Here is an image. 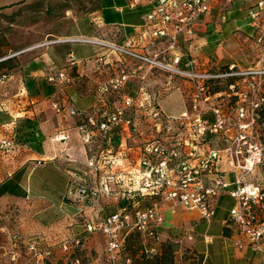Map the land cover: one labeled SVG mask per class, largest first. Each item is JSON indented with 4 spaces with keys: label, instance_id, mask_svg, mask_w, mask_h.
<instances>
[{
    "label": "built area",
    "instance_id": "1",
    "mask_svg": "<svg viewBox=\"0 0 264 264\" xmlns=\"http://www.w3.org/2000/svg\"><path fill=\"white\" fill-rule=\"evenodd\" d=\"M133 4L140 0H130ZM153 2V9L146 15L150 27L152 46L155 51L149 56L138 53L129 45L118 46L99 40H86L107 45L113 51H119L137 60L141 64L161 67L169 74V80L188 82V90H184L185 106L177 116L164 114L156 104L150 107V116L161 126V121L174 119L182 128L179 139L164 141L159 138L146 140L140 147L138 158L132 162L128 153L119 149L112 152L110 148H102L97 154L89 156L86 165L92 176H97L98 185L87 188L83 185L72 186V178L67 186L66 197L75 202L91 206L96 212L95 220L75 218L70 224L78 225L81 231H71L68 237L52 244H40L34 240L25 243L24 254L17 249L18 236L12 235L11 247L5 249L12 264H46L55 251L70 252L86 249L87 238L101 235L104 245L101 253L88 264H131L129 257L122 259L121 246L126 235L136 232L149 239L151 245L142 243L143 251L157 253L156 243L160 241L159 229L163 224V214L156 203L144 208L133 207V197L148 198L160 202L172 201L186 209H196L200 216L210 219L214 215L213 199L225 191L229 183L222 179L219 164L225 158L234 173L233 187L228 194L235 200L229 211L228 221L237 224L247 243L255 250L264 251V224L259 222V214L264 211V188L249 181L247 176L264 162L262 144L256 138L255 111L260 101L251 102L252 112L238 106L232 116L224 112L220 104L212 99L221 92L210 90L209 83L228 74L209 72L198 59V46L188 43L195 37L197 22L203 15H209L213 8L218 9V18L225 20L227 11L224 6L235 0H148ZM252 4L246 8L249 25L264 33V0H241L243 4ZM221 9V10H220ZM179 39L188 46L180 45ZM165 43L163 47L158 46ZM69 61H74L69 55ZM200 62V63H199ZM127 75L119 74L111 77L98 87L100 94L109 90H118L125 83ZM48 81L62 83L65 73L59 71L56 76L48 75ZM229 87L232 89L233 84ZM122 103L112 106H95L89 114L71 109L70 114L84 120L78 124L81 140L88 145L98 134L103 143L109 144L114 129L133 134L136 130L130 114L133 98L122 95ZM52 108L60 111L57 103ZM64 140L63 135L57 136ZM205 144L200 152L195 146ZM185 146L188 150H185ZM13 140L0 137V151L10 154L16 148ZM105 151V154H103ZM130 167H120L123 161ZM114 170H112V168ZM211 174L209 184L203 182V176ZM113 188L125 193L127 203L116 212L101 216V194H109ZM130 194V197H129ZM72 264H80L75 258ZM259 264H264V257Z\"/></svg>",
    "mask_w": 264,
    "mask_h": 264
},
{
    "label": "crops",
    "instance_id": "2",
    "mask_svg": "<svg viewBox=\"0 0 264 264\" xmlns=\"http://www.w3.org/2000/svg\"><path fill=\"white\" fill-rule=\"evenodd\" d=\"M240 4L241 0L234 1L228 18L239 13L237 11L241 10ZM152 9L153 3L148 0H140L136 4L130 0H98L92 19L97 25L99 37L94 35L95 30H85L77 34L83 38H100L105 43L118 46L128 44L131 50L138 53H148L150 50L153 53L155 49L150 36L152 27L146 21V15ZM212 16L214 17V12L201 16L196 26L197 37L194 38L193 44L198 46V59L205 58V44L218 39L219 34L214 31L213 36H209L213 30ZM180 45L185 44L182 41ZM57 50V56L50 48L28 62L29 74L37 87L35 94H29L22 86L26 99L17 100L12 92L3 96L0 91V125L11 128L20 143L10 154L0 151V211L11 204L24 203L37 217L44 218L42 224L48 227L50 232L45 233V236L25 238L26 242L34 240L40 244L59 242L68 237L71 231H81L78 225L70 226L75 218L92 221L96 219L91 206L72 203L66 197L69 180L76 174L73 165L83 166L89 158V148L82 142L77 127L84 120V116L79 117L69 111L75 109L84 115L89 114L95 106H110L108 98L112 95L111 90L98 93V87L113 76L108 74V70L107 75L103 76V66L106 65L109 69L113 64L112 49L93 42L65 39V43L57 46ZM69 55L74 59L72 63L69 61ZM201 62L204 64L205 59ZM59 71L65 73V81L60 83L47 80L48 75L56 76ZM169 82L174 84L170 92L177 91L179 94L180 107L168 111L162 108V101L156 102V105L164 114L177 116L185 106L184 89L178 80ZM158 91L160 93V90ZM52 103H62L65 107L56 111L52 109ZM114 104L116 103L112 102V105ZM155 126L159 127L157 124ZM59 135L66 138L58 140ZM110 136L109 146L112 149L125 150L132 162L138 158L141 142H138L133 134L114 129ZM195 147L200 152L206 148L205 144ZM184 149L188 150V147L185 146ZM122 163L123 165L117 168L130 167L126 160ZM218 173L229 186L213 199L214 215L208 220L201 217L196 209L189 210L172 201L160 202L139 196L128 201L136 208H144L141 204L144 200H149L150 204L156 203L163 214V224L159 229L161 238L158 243L179 238L190 249L194 264H259L264 257V251L253 249L247 243L241 228L228 221L229 211L235 204V200L227 192L233 187L234 173L225 158L220 161ZM211 177V174H205L203 182L209 184ZM247 178L264 188V162ZM125 195L118 188H113L109 194H101L100 215L116 212L127 203ZM258 218L259 222L264 224V211ZM134 233L136 232L126 235L123 244ZM11 245L10 239L7 247L10 248ZM86 245V249L82 251L57 250L54 255H58V259H62L64 264L68 263L71 255L74 257L70 263L79 258L80 264H85L83 260L88 264L101 253L103 237L89 236ZM123 250L122 259L129 257L133 260L132 256ZM54 255L49 261L53 260ZM131 264H134L133 261Z\"/></svg>",
    "mask_w": 264,
    "mask_h": 264
},
{
    "label": "rangeland",
    "instance_id": "3",
    "mask_svg": "<svg viewBox=\"0 0 264 264\" xmlns=\"http://www.w3.org/2000/svg\"><path fill=\"white\" fill-rule=\"evenodd\" d=\"M233 3L224 6V11H227L225 20L217 16L213 28L216 30L214 32L219 34L218 39L205 44L203 66L209 72L236 73L235 76H226L209 83L211 92L216 90L221 92L212 101L220 104L227 115L232 116L238 106H243L248 113L252 112L251 102L255 100L261 102L253 111L256 117L254 124L256 138L264 146V33H259L258 28L248 24L246 8L252 4V1L240 4L241 10L237 11L239 13L228 18ZM97 6L98 0H0V61L11 58V62L0 67V91L3 96L12 92L17 100L21 98L25 100V93H22L21 67L50 48L57 56L59 54L57 46L65 43V39L102 41L100 38H83L77 34L85 30H95L94 35L99 37L97 25L92 19ZM164 45L165 43H161L158 46ZM146 54L153 55L151 50ZM113 55V64L109 69L106 65L103 66V76L107 75L108 70V74L113 75L111 77L123 73L127 75V79L118 90H111L112 95L108 100L112 106V102L122 103V95H133L129 110L136 128L133 137L140 141L141 145L146 140L154 138L164 141L179 139L182 128L177 121L168 118L161 121V126L157 128L156 120L149 115L150 107L158 101L160 103L162 101L164 110L173 111L180 107L178 92H170L174 84L169 82V73L161 67H152L149 64L140 66L137 60L119 51H114ZM202 59L199 58V61L201 62ZM178 81L187 92L188 82ZM230 84L234 85L232 89L229 87ZM58 105L61 109L65 107L62 103ZM109 145L103 143V139L96 134L93 141L87 145L89 156L97 154L105 147L110 148L112 152L117 151ZM73 170L76 174L72 176V186L83 185L90 188L98 185L97 176L91 175L86 164L73 165ZM72 203L81 202L72 201ZM141 204L146 207L150 201L144 200ZM92 213L96 214L94 210ZM43 220L44 218L37 217L24 203L11 204L0 211V264H12L4 253L5 249H9L7 245L12 235L18 236L17 249L23 256L26 237L45 236V233L50 232L48 227L43 226ZM144 241L146 246L151 245L149 239L134 233L124 243L123 252L132 256L131 261L134 264H194L195 262L190 249L179 238L156 243L157 252H161L160 254L144 252L142 247ZM54 256L53 260H47L46 264H64L62 259H58V255ZM73 257L74 255L69 257L67 264H72L70 262ZM83 263L86 264L87 261L83 260Z\"/></svg>",
    "mask_w": 264,
    "mask_h": 264
},
{
    "label": "trees",
    "instance_id": "4",
    "mask_svg": "<svg viewBox=\"0 0 264 264\" xmlns=\"http://www.w3.org/2000/svg\"><path fill=\"white\" fill-rule=\"evenodd\" d=\"M151 3H153V2H151ZM212 12H214V17L212 16L211 17V22H212V24L214 25V24H216V21H217V19H215L216 18V16H218V9L217 8H213L212 10H211V13ZM210 13V14H211ZM209 14V15H210ZM200 19H201V17H200ZM200 19L198 20V22H197V24H199V22H200ZM212 31H215L214 30V28H213V30H211L210 31V34H209V36L210 37H212L213 36V32ZM195 37H197V34L195 35ZM194 37V38H195ZM194 38H190L189 40H188V43H192L193 44V42H194ZM179 43H182V40L181 39H179ZM29 61H31V60H29ZM28 61V62H29ZM9 62H11V58H6V59H4V60H1L0 61V67H2V66H4L6 63H9ZM28 62L27 63H25L22 67H21V70H22V86H24L25 87V90L29 93V94H35L36 93V91L35 90H37V87H36V83L34 82V79H33V77L29 74V67L27 66V64H28ZM176 80V79H175ZM32 89H33V91H32ZM28 94V95H29ZM0 137H5V138H9V139H11V140H13V142L16 144V146H19L20 145V143L17 141V139H16V135H15V133H14V131L13 130H11V128H5V127H3V126H1L0 125ZM123 247H124V244L122 243V246H121V251H120V254H121V256H122V250H123Z\"/></svg>",
    "mask_w": 264,
    "mask_h": 264
}]
</instances>
